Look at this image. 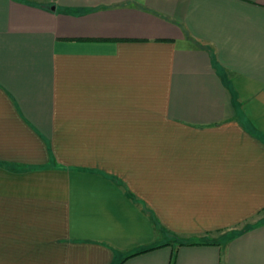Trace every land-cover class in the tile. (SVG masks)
Returning a JSON list of instances; mask_svg holds the SVG:
<instances>
[{
	"label": "crops",
	"instance_id": "0c3cea01",
	"mask_svg": "<svg viewBox=\"0 0 264 264\" xmlns=\"http://www.w3.org/2000/svg\"><path fill=\"white\" fill-rule=\"evenodd\" d=\"M0 264H264V0H0Z\"/></svg>",
	"mask_w": 264,
	"mask_h": 264
}]
</instances>
